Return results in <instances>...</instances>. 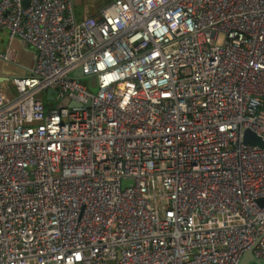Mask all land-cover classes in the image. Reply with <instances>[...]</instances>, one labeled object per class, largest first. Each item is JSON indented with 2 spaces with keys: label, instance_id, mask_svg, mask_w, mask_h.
<instances>
[{
  "label": "built area",
  "instance_id": "2783aa9c",
  "mask_svg": "<svg viewBox=\"0 0 264 264\" xmlns=\"http://www.w3.org/2000/svg\"><path fill=\"white\" fill-rule=\"evenodd\" d=\"M0 27L36 52L0 92V264H264V0H0Z\"/></svg>",
  "mask_w": 264,
  "mask_h": 264
},
{
  "label": "crops",
  "instance_id": "0c3cea01",
  "mask_svg": "<svg viewBox=\"0 0 264 264\" xmlns=\"http://www.w3.org/2000/svg\"><path fill=\"white\" fill-rule=\"evenodd\" d=\"M107 0H72L75 15L78 19L88 16L95 17ZM14 52L15 60L6 62L0 58V92L9 97L14 88L11 78L28 75L36 63V52L27 43L16 38L9 40L6 28L0 27V54L7 48Z\"/></svg>",
  "mask_w": 264,
  "mask_h": 264
},
{
  "label": "water",
  "instance_id": "95a60500",
  "mask_svg": "<svg viewBox=\"0 0 264 264\" xmlns=\"http://www.w3.org/2000/svg\"><path fill=\"white\" fill-rule=\"evenodd\" d=\"M29 1L30 0H23V6L24 7H27L29 5ZM111 0H107L105 2V5L108 4ZM74 77H78L80 78L81 77V73H80V70L79 71H76L74 74H73ZM90 86L92 88H95L96 87V80L93 78L90 80ZM55 94V90L53 89H49L47 92H46V99L48 101H53L54 100V97L53 95ZM244 142L245 143H249V144H252V145H255V146H258L262 149H264V141H262L259 137H257L253 132H251L250 130H245L244 132ZM260 204H263L264 203V200H260L259 201ZM253 256L251 254V250L247 251L244 255H243V258L241 259V261L239 262V264H248L250 261H253Z\"/></svg>",
  "mask_w": 264,
  "mask_h": 264
},
{
  "label": "rangeland",
  "instance_id": "374dc122",
  "mask_svg": "<svg viewBox=\"0 0 264 264\" xmlns=\"http://www.w3.org/2000/svg\"><path fill=\"white\" fill-rule=\"evenodd\" d=\"M81 83L86 86L87 90L95 95L97 93V88H92L90 86V78L89 77H82L80 79ZM40 99L42 100V102L44 103L45 107L46 108H54V109H57V108H60V107H68L70 108L71 105H70V101L65 98L63 100H60V101H48L46 99V92H42L40 95H39Z\"/></svg>",
  "mask_w": 264,
  "mask_h": 264
},
{
  "label": "snow or ice",
  "instance_id": "6c2138e0",
  "mask_svg": "<svg viewBox=\"0 0 264 264\" xmlns=\"http://www.w3.org/2000/svg\"><path fill=\"white\" fill-rule=\"evenodd\" d=\"M101 67H103V65H101Z\"/></svg>",
  "mask_w": 264,
  "mask_h": 264
}]
</instances>
